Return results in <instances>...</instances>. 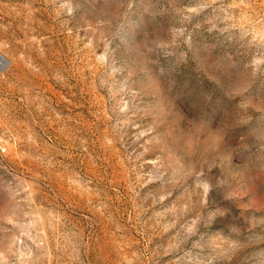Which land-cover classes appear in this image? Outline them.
<instances>
[{"label": "rangeland", "instance_id": "1", "mask_svg": "<svg viewBox=\"0 0 264 264\" xmlns=\"http://www.w3.org/2000/svg\"><path fill=\"white\" fill-rule=\"evenodd\" d=\"M0 264H264V0H0Z\"/></svg>", "mask_w": 264, "mask_h": 264}, {"label": "bare ground", "instance_id": "2", "mask_svg": "<svg viewBox=\"0 0 264 264\" xmlns=\"http://www.w3.org/2000/svg\"><path fill=\"white\" fill-rule=\"evenodd\" d=\"M0 62L4 63V58L2 56H0Z\"/></svg>", "mask_w": 264, "mask_h": 264}]
</instances>
